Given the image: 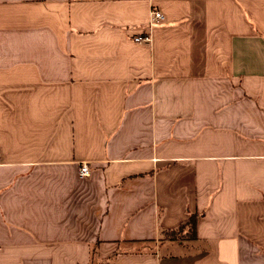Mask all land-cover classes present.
Returning a JSON list of instances; mask_svg holds the SVG:
<instances>
[{
    "label": "crops",
    "instance_id": "crops-1",
    "mask_svg": "<svg viewBox=\"0 0 264 264\" xmlns=\"http://www.w3.org/2000/svg\"><path fill=\"white\" fill-rule=\"evenodd\" d=\"M0 264H264V0H0Z\"/></svg>",
    "mask_w": 264,
    "mask_h": 264
},
{
    "label": "built area",
    "instance_id": "built-area-1",
    "mask_svg": "<svg viewBox=\"0 0 264 264\" xmlns=\"http://www.w3.org/2000/svg\"><path fill=\"white\" fill-rule=\"evenodd\" d=\"M152 22L162 21L164 20L163 14L159 10H154L151 15ZM151 37L149 34H145L143 36H137L134 38L136 42L150 41ZM80 175L82 177H88L90 175V169L87 164H82L80 166Z\"/></svg>",
    "mask_w": 264,
    "mask_h": 264
},
{
    "label": "rangeland",
    "instance_id": "rangeland-1",
    "mask_svg": "<svg viewBox=\"0 0 264 264\" xmlns=\"http://www.w3.org/2000/svg\"><path fill=\"white\" fill-rule=\"evenodd\" d=\"M185 231L187 233H185ZM191 230H189L188 227H186V225L181 226L178 230L172 232V233H168L170 236H174V237H184V236H190L191 235Z\"/></svg>",
    "mask_w": 264,
    "mask_h": 264
},
{
    "label": "trees",
    "instance_id": "trees-1",
    "mask_svg": "<svg viewBox=\"0 0 264 264\" xmlns=\"http://www.w3.org/2000/svg\"><path fill=\"white\" fill-rule=\"evenodd\" d=\"M197 217H198V215L193 214V216H191L189 218L187 223H185L186 227H188L189 230L192 231L190 236H193L195 234V230H196V226H197L196 225Z\"/></svg>",
    "mask_w": 264,
    "mask_h": 264
}]
</instances>
